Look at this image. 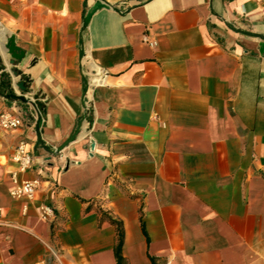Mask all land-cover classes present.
Returning a JSON list of instances; mask_svg holds the SVG:
<instances>
[{"label":"crops","instance_id":"1","mask_svg":"<svg viewBox=\"0 0 264 264\" xmlns=\"http://www.w3.org/2000/svg\"><path fill=\"white\" fill-rule=\"evenodd\" d=\"M0 29V264H264V0H0Z\"/></svg>","mask_w":264,"mask_h":264},{"label":"built area","instance_id":"2","mask_svg":"<svg viewBox=\"0 0 264 264\" xmlns=\"http://www.w3.org/2000/svg\"><path fill=\"white\" fill-rule=\"evenodd\" d=\"M36 99L30 98V103L33 104V110L39 112ZM24 122L20 114L15 111L7 112L0 110V130L13 131L23 127ZM17 164L19 172H23L30 168L32 158L28 152L25 151L22 143L16 148L12 158ZM39 187V180H27L17 184L11 191L10 196L16 200L32 201L35 197ZM42 218H47L51 215V210L47 207H40Z\"/></svg>","mask_w":264,"mask_h":264},{"label":"water","instance_id":"3","mask_svg":"<svg viewBox=\"0 0 264 264\" xmlns=\"http://www.w3.org/2000/svg\"><path fill=\"white\" fill-rule=\"evenodd\" d=\"M109 5L107 3H105L104 1H97L95 3V5L91 8V10H89L86 15L83 18V22H82V26L86 27L92 17V15L101 9H109ZM5 49L7 51V54L10 56L11 60L9 61V64L12 65L14 61H20L23 57V53L21 51H19V49H17L15 47V43H14V38L12 36L9 37V39L7 40L6 44H5ZM81 55L83 54V51H81L80 53ZM13 77H17V75L12 72L11 73ZM16 87L21 90L24 91V87L22 85V83H18L16 84ZM10 98L13 101H20L22 103H27L28 100L25 99L23 96H19V95H11ZM93 146L94 143L92 140L89 141V151L93 150Z\"/></svg>","mask_w":264,"mask_h":264},{"label":"trees","instance_id":"4","mask_svg":"<svg viewBox=\"0 0 264 264\" xmlns=\"http://www.w3.org/2000/svg\"><path fill=\"white\" fill-rule=\"evenodd\" d=\"M12 72H14L17 76L20 75V73L16 70H12ZM12 94L9 75L3 72L0 76V95L10 100V96Z\"/></svg>","mask_w":264,"mask_h":264},{"label":"bare ground","instance_id":"5","mask_svg":"<svg viewBox=\"0 0 264 264\" xmlns=\"http://www.w3.org/2000/svg\"><path fill=\"white\" fill-rule=\"evenodd\" d=\"M3 32V30L2 29H0V34Z\"/></svg>","mask_w":264,"mask_h":264}]
</instances>
